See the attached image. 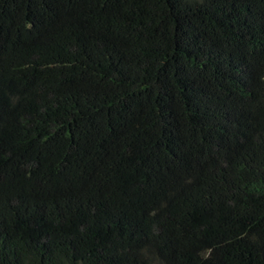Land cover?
<instances>
[{"label": "trees", "instance_id": "16d2710c", "mask_svg": "<svg viewBox=\"0 0 264 264\" xmlns=\"http://www.w3.org/2000/svg\"><path fill=\"white\" fill-rule=\"evenodd\" d=\"M0 264H264V0H0Z\"/></svg>", "mask_w": 264, "mask_h": 264}]
</instances>
